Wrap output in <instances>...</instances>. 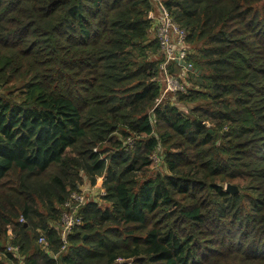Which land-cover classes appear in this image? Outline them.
<instances>
[{"label":"trees","instance_id":"1","mask_svg":"<svg viewBox=\"0 0 264 264\" xmlns=\"http://www.w3.org/2000/svg\"><path fill=\"white\" fill-rule=\"evenodd\" d=\"M161 7L195 72L159 103L153 0H0V264H264V0Z\"/></svg>","mask_w":264,"mask_h":264},{"label":"built area","instance_id":"2","mask_svg":"<svg viewBox=\"0 0 264 264\" xmlns=\"http://www.w3.org/2000/svg\"><path fill=\"white\" fill-rule=\"evenodd\" d=\"M153 4L157 16L151 19L154 21L156 40L158 41L161 51L159 74L163 75V78L160 81L171 93H175L181 91V89L178 90L176 83L177 79L170 74L168 67L172 63L179 64L180 62H185L189 51V48L185 49L187 46L186 33L174 22L171 15H169V13L161 7V0H153ZM165 92L167 91L165 90ZM86 202L85 193H72L69 200L64 204V212L59 224V229L63 239L72 231L74 227L81 224L79 211ZM19 222L22 223L23 220L19 219ZM38 243L43 247L46 246V242L43 238L39 239ZM6 249L8 252H16L18 248L8 245ZM63 250L64 247L61 251Z\"/></svg>","mask_w":264,"mask_h":264},{"label":"rangeland","instance_id":"3","mask_svg":"<svg viewBox=\"0 0 264 264\" xmlns=\"http://www.w3.org/2000/svg\"><path fill=\"white\" fill-rule=\"evenodd\" d=\"M149 39H156V33H155V31H154V29H153V31H151L150 33H149ZM189 48V46L187 45L186 47H185V49H188ZM160 53H161V51H160ZM161 55V54H160ZM188 71H187V69L185 68V69H179V70H177V71H175L174 73H170L174 78H176L177 80H176V83H177V86H178V90H180L181 89V91H184L185 90V87H186V85L188 84L187 83V73ZM163 78V75H160L159 74V81L161 80ZM160 83H161V86H162V95H161V97H160V99H159V103H162V101H165V100H167V99H170L171 98V95H173V93H171L168 89H167V87L165 86V85H163L162 84V82L160 81ZM167 91V92H165V90ZM180 110H186V108L185 107H183V106H180ZM154 162H155V167L153 168V172H161L162 171V163H161V160L159 159V158H157V159H154ZM85 198H86V200L87 199H90V196L88 195V194H85Z\"/></svg>","mask_w":264,"mask_h":264},{"label":"water","instance_id":"4","mask_svg":"<svg viewBox=\"0 0 264 264\" xmlns=\"http://www.w3.org/2000/svg\"><path fill=\"white\" fill-rule=\"evenodd\" d=\"M179 64H181L184 68H186L187 71H194L192 70L191 66L187 65L185 62H180ZM225 190L231 194L237 193V188L231 185H227Z\"/></svg>","mask_w":264,"mask_h":264},{"label":"crops","instance_id":"5","mask_svg":"<svg viewBox=\"0 0 264 264\" xmlns=\"http://www.w3.org/2000/svg\"><path fill=\"white\" fill-rule=\"evenodd\" d=\"M156 16H157V13H156V11L154 10L153 13L150 15V18H154V17H156Z\"/></svg>","mask_w":264,"mask_h":264}]
</instances>
